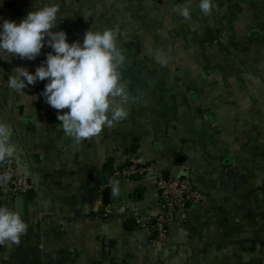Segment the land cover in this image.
Listing matches in <instances>:
<instances>
[{"label": "crops", "instance_id": "1", "mask_svg": "<svg viewBox=\"0 0 264 264\" xmlns=\"http://www.w3.org/2000/svg\"><path fill=\"white\" fill-rule=\"evenodd\" d=\"M49 2L0 0V21ZM51 2L69 42L82 40L98 14L74 0ZM228 13L226 28L236 39L221 41L192 15L187 47L117 40L127 115L80 141L63 131L57 110L40 95L46 81L26 93L8 87L13 67L34 71L51 49L33 60L0 53V121L15 145L6 157L32 184L22 196L27 229L18 243L0 244V264H264V26L253 18H264V8ZM130 154L157 169L117 180L114 191L102 188ZM188 164L204 198L170 226L157 256L130 214L157 215L158 178L180 176Z\"/></svg>", "mask_w": 264, "mask_h": 264}, {"label": "clouds", "instance_id": "2", "mask_svg": "<svg viewBox=\"0 0 264 264\" xmlns=\"http://www.w3.org/2000/svg\"><path fill=\"white\" fill-rule=\"evenodd\" d=\"M205 14L212 10L211 0H199ZM180 16L190 18L187 4L176 9ZM55 2L29 10L19 20L0 21V53L33 60L45 46L51 51L44 61L29 71L15 66L8 76V87L19 93L37 80L46 81L40 95L57 110L63 131L75 141L98 134L103 126H111L127 115L125 84L119 67L125 56L117 46L112 29L84 32L82 40L69 42L67 33L58 28ZM56 29V30H54ZM0 59H4L0 55ZM67 109V111H60ZM10 130L0 121V158L11 157L15 145L9 142ZM0 179L7 180V176ZM27 224L19 214L0 206V244L18 243Z\"/></svg>", "mask_w": 264, "mask_h": 264}, {"label": "trees", "instance_id": "3", "mask_svg": "<svg viewBox=\"0 0 264 264\" xmlns=\"http://www.w3.org/2000/svg\"><path fill=\"white\" fill-rule=\"evenodd\" d=\"M74 0L75 4L82 6V10L98 14L92 18L90 29H112L117 40H127L131 43L143 45L147 40L154 43L170 41L174 44H184L187 47L193 41L194 21L193 16L201 21V28L215 33L221 41L236 39L230 36L231 31L226 28L230 23L228 14H236L250 9L262 10L264 4L258 0H211L212 10L205 15L199 8V0ZM187 4L190 9L197 10L194 15L190 12V18L185 19L176 10L181 5ZM193 15V16H192ZM261 26H264V18L253 15ZM210 28V29H209ZM165 33L163 34V31ZM256 31V30H255ZM235 32V31H233ZM168 38L164 39L163 35ZM236 35V34H234ZM239 35V33H238ZM126 38V39H125ZM161 49H154L155 53ZM138 50V55H141ZM171 51H177L171 49Z\"/></svg>", "mask_w": 264, "mask_h": 264}, {"label": "built area", "instance_id": "4", "mask_svg": "<svg viewBox=\"0 0 264 264\" xmlns=\"http://www.w3.org/2000/svg\"><path fill=\"white\" fill-rule=\"evenodd\" d=\"M156 169L157 166L153 162L142 161L134 154H130L126 163L110 171L101 187L114 191L117 180L144 177ZM193 174L194 169L188 164L184 166L180 176L167 179L160 176L156 182L159 213L154 216L136 212L130 214L135 225L146 233L148 243L157 256L168 246L167 236L170 226L174 222H184L188 206L204 198V193L193 183ZM4 176H7V180L0 179V206H7L9 210L15 212L14 198L23 196L32 188V184L28 177L16 172L10 159L2 163L0 158V178ZM259 196L264 205V180ZM110 207L111 203L107 205V208ZM104 215L107 216L106 213Z\"/></svg>", "mask_w": 264, "mask_h": 264}, {"label": "water", "instance_id": "5", "mask_svg": "<svg viewBox=\"0 0 264 264\" xmlns=\"http://www.w3.org/2000/svg\"><path fill=\"white\" fill-rule=\"evenodd\" d=\"M6 160H7L6 156L2 158V162H6ZM163 178L164 179L168 178V172L163 173ZM104 195L105 197H108L109 191L105 190ZM14 209H15V212L19 214L20 216L24 214V200L22 196H18L14 198Z\"/></svg>", "mask_w": 264, "mask_h": 264}]
</instances>
